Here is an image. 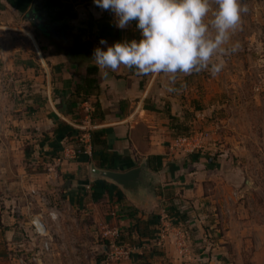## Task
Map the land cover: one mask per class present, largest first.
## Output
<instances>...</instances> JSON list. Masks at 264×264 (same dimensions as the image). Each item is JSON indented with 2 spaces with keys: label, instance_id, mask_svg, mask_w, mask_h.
<instances>
[{
  "label": "crops",
  "instance_id": "0c3cea01",
  "mask_svg": "<svg viewBox=\"0 0 264 264\" xmlns=\"http://www.w3.org/2000/svg\"><path fill=\"white\" fill-rule=\"evenodd\" d=\"M67 1L75 3L72 5L74 15L58 22H66L68 25L66 34L76 37L71 47L73 50L69 48V56L53 44L58 52L47 57L50 63L49 66L46 64L45 67L42 66L43 78H41L43 73L35 71L33 65L27 62L20 66L17 75L12 74V77L16 75L15 88L20 85L25 92V84L30 81V90L28 99L23 103L15 104L14 114L9 113L7 118L30 127L25 133H32L33 140L40 142L36 151V162L38 165L42 164L38 167L43 170L26 174L24 168L18 167L19 182L27 184L26 177L29 175L33 180L40 181L42 185L46 181L45 184H57L56 190L61 185L60 188L66 194L64 200L73 209L79 210L84 215L90 214L102 222V227L105 228L104 234L110 238L118 236L121 229L130 224L128 210L135 209L136 215L140 218H146L151 213H159L160 223L155 227L154 235L144 237L140 245L125 243L126 255L122 254L116 264H203L200 259L205 250L201 247L196 248L193 242L196 237L206 236L208 231H213L212 228L205 229L202 226L205 225L202 223L206 219V210L213 209L212 199L204 193L205 186H208L212 179L222 187H234L241 181L242 169L233 165V161L229 163L233 157L230 147L219 145L217 149L215 148L213 139L219 132L208 118L213 108L220 105L221 91H232L234 88L215 78L217 74L221 76L224 70L216 75L205 71L204 73L210 74L206 76L207 78H204L203 72L188 76L178 74L174 90L168 91L169 83L163 74L139 77L134 70L121 66L116 72L109 70L106 78L97 66L96 78L99 86L97 94L89 95L86 100L68 112L66 98L72 88L60 80L64 79L72 85L78 81V75L85 76L86 67L96 64L92 58L93 49L105 47L99 44L100 39H94L88 31V16L91 14L94 19H99L106 14L113 22L114 18L110 11L99 9L93 0ZM134 24L135 22L126 29H120L121 33L117 41L138 39L139 33L136 38L134 33L127 32ZM239 32L236 29L231 32L229 40L224 45L225 48L229 46L226 48L227 54H215L213 62H224V59L231 63L240 62L234 51L235 47L240 46L242 39V35H237ZM249 37L251 38V35ZM88 40L92 41L91 47ZM104 40L109 45L113 43L109 37ZM81 43L87 45L89 52L83 51ZM78 57H83L79 64L76 61ZM52 65H60V67L55 66L52 70ZM230 69H233L232 64L228 66V72ZM16 89L15 93L18 91ZM94 104H97L95 113ZM57 121H63L82 131L81 139L87 153H90L88 131L102 130L108 149L120 156L115 162L117 171L127 170L138 165L142 159H148L149 167L156 177L155 193H149L140 199H132L117 186L123 193L121 198H118L114 191L109 194L104 192L101 198L94 201L91 193L95 179L90 176L88 165L90 162L94 164L95 162L76 160L74 147L65 142L66 137L60 139L61 148L57 155L51 157L48 155L52 148L47 142L54 138L53 128ZM174 125L178 128H174ZM185 126L190 141L195 145L193 149H187L177 141ZM208 148L216 151L204 152V149ZM192 152L198 157L190 159L189 154ZM152 156L161 158L160 166L157 165L158 160L150 159ZM11 184L13 181L7 187L11 188ZM168 198L185 211V220L172 223L164 210V203ZM10 205L9 200L8 214L1 216L15 218L11 213ZM212 216L211 212L206 220L211 221ZM0 221L2 222L1 219ZM32 236L27 232L26 237L30 239L24 238V240L28 244H21L22 241H17L19 236L15 228L0 229V264L22 263L20 257L16 259L18 262H13L15 258H11V252L17 247H22L18 250L24 249L25 252L34 254L31 258L37 260L38 264H58L53 262L51 255L48 257L47 253L46 256L43 243L35 249L37 252H44L43 256L36 255V251L32 249L29 250ZM132 236L138 237L137 234ZM209 248L212 257L214 247H206ZM111 261L113 260L105 259L103 264ZM212 263L211 260L210 264Z\"/></svg>",
  "mask_w": 264,
  "mask_h": 264
},
{
  "label": "rangeland",
  "instance_id": "374dc122",
  "mask_svg": "<svg viewBox=\"0 0 264 264\" xmlns=\"http://www.w3.org/2000/svg\"><path fill=\"white\" fill-rule=\"evenodd\" d=\"M23 3L17 5L22 7ZM25 3L29 5V2ZM67 3L72 10L75 3ZM28 5L21 11L7 0H0V229L15 228L19 236L17 241H22L21 244H28L24 238L30 239L26 233H31L33 240L29 250L36 251V255H44L35 249L48 241L45 254L51 255L53 262L58 264H103L105 259L113 260L107 264H116L126 255V242L120 243L118 236L106 237L102 222L73 209L64 200L66 194L61 185L56 190L57 184H45L46 181L42 185L29 175L27 184L19 182L18 167L24 168L26 174L43 170L38 167L42 164L36 162L40 142L33 140L32 133H25L30 127L7 118L9 113L14 114L15 104L28 99L30 90V81L25 84V92L20 85L16 89L14 77L24 62L43 73L42 68L50 63L47 57L58 52L54 42L26 16V11L31 8H27ZM241 5L247 11L242 12L236 27L240 31L237 35H242V39L234 50L240 62L224 59L220 70L224 72L215 77L234 89L221 91L220 105L213 108L208 118L219 132L213 139L215 148L219 145L230 147L233 157L229 163L233 161V165L241 168L242 175L234 187H222L215 179L205 186L204 193L213 204V209L205 212L206 219L211 212L213 216L211 221L205 219L202 226L213 231L196 237L193 242L196 248L205 250L200 259L203 264H210L211 260L212 264H264V0H241ZM210 18L211 12L206 19ZM88 43L91 47L92 41L88 40ZM82 60L83 57L76 59L78 64ZM230 64L233 69L228 72ZM202 72L204 78L210 75ZM12 74L16 75L12 77ZM41 75L43 78L44 73ZM15 89L18 90L16 93ZM216 149L208 148L204 152H215ZM11 181L13 184L8 188ZM9 200L15 217L10 219L1 216L8 214ZM35 219L44 223V234L33 231ZM114 246L122 250L118 258L112 253ZM207 246L214 247L212 257ZM18 248L22 247L12 251L11 258L18 262L16 259L20 257L22 263L14 264H38L31 258L34 254Z\"/></svg>",
  "mask_w": 264,
  "mask_h": 264
},
{
  "label": "clouds",
  "instance_id": "9594fccd",
  "mask_svg": "<svg viewBox=\"0 0 264 264\" xmlns=\"http://www.w3.org/2000/svg\"><path fill=\"white\" fill-rule=\"evenodd\" d=\"M102 11L113 14L115 26L126 29L135 22L138 39L108 44L103 38L92 58L107 78L109 70L121 66L139 77L163 74L174 90L178 74L202 71L216 75L223 62H213L217 53L227 54L224 45L241 20V0H93ZM211 12V18L206 19ZM234 50V49H233Z\"/></svg>",
  "mask_w": 264,
  "mask_h": 264
},
{
  "label": "trees",
  "instance_id": "16d2710c",
  "mask_svg": "<svg viewBox=\"0 0 264 264\" xmlns=\"http://www.w3.org/2000/svg\"><path fill=\"white\" fill-rule=\"evenodd\" d=\"M10 4H13L19 10L23 11L26 5L25 2L30 0H7ZM23 1H25L23 3ZM18 2H22L24 5L21 7L17 5ZM46 6L50 9L51 15L57 20L63 19L64 17H72L74 15L73 9H70V4L65 0H46ZM70 10V11H69ZM88 31L93 35L94 39H101L109 37L113 42H116L119 38L121 30L117 28L110 18V16L103 14L99 19H94L90 14L88 16ZM128 33H134L135 37L138 38V30L134 26L127 31ZM59 66L60 65H55ZM97 65L92 64L86 67V75H78V81L74 84L68 83L66 80H60L63 84L71 86L72 90L66 98V109L71 112L74 107H77L81 102L86 100L89 95L97 94L99 86L96 78ZM97 112V104H94V113ZM174 128H178L174 125ZM82 131L76 127L71 126L63 121H57L56 126L53 128L54 138L48 141V145H51V151L48 154L50 157L57 155V152L61 148L60 139L66 137V143L72 144L76 151L75 159L78 161L89 162L93 160L95 164L100 168L115 170L116 160L120 157L116 152L110 151L107 147L106 139L102 130H89V144L90 153L84 148L83 141L81 139ZM187 127L185 126L181 135H188ZM198 156L193 152L189 154L190 159H195ZM208 159H211L210 156ZM152 160H158L157 165H161V158L159 156H152ZM121 198L123 193L112 183L105 181L104 179H96L92 183V199L98 200L102 197L104 192L112 193ZM166 215L171 219L172 223H177V220H185L186 213L181 210L172 199L168 198L165 203ZM135 209L127 211V215L130 218V224L121 229L118 235L120 243H129L140 245L144 237H152L156 231V226L160 223V214L151 213L146 218H140L136 215ZM137 234V238L132 235ZM154 250H152L153 253Z\"/></svg>",
  "mask_w": 264,
  "mask_h": 264
},
{
  "label": "water",
  "instance_id": "95a60500",
  "mask_svg": "<svg viewBox=\"0 0 264 264\" xmlns=\"http://www.w3.org/2000/svg\"><path fill=\"white\" fill-rule=\"evenodd\" d=\"M44 14L46 15L45 11ZM44 14H41L40 17L38 16L35 18V12L32 8L26 11V16L28 19L31 20L37 27H40V23H37V19L40 21H46V16ZM62 21H65V17ZM43 26L42 29L45 35L49 36L50 33L54 32L62 39V45H59L58 41H52L64 53L68 54L69 50L67 48L73 50L71 47H73L76 37L66 34V28L68 27L66 22L47 24L46 27L49 26V29H47L48 27L46 28ZM81 47H83V51H88L87 45L85 43H81ZM88 170L90 176L93 179H104L105 181L118 186L129 198L140 199L142 196H145L149 193H155L154 183L156 181V177L149 167L148 159L144 158L139 162L138 165L124 171L100 168L97 167L93 162H90L88 165Z\"/></svg>",
  "mask_w": 264,
  "mask_h": 264
},
{
  "label": "flooded vegetation",
  "instance_id": "af4514ba",
  "mask_svg": "<svg viewBox=\"0 0 264 264\" xmlns=\"http://www.w3.org/2000/svg\"><path fill=\"white\" fill-rule=\"evenodd\" d=\"M45 3H46V0H30L29 5L27 7V8L31 7L33 9V11L35 12V18H37L38 16L40 17L41 14H44V11L46 12V15L44 14L46 16V21H40L39 19H37V23H40L39 25H40L41 29H42L43 25L46 27L47 24L55 23V22L62 20V19L57 20L56 18H54L51 15L50 9L46 6ZM42 11H43V13H42ZM47 27L46 28L49 29V26H47ZM42 31H43V29H42ZM44 36L51 39V40L58 41L59 45L60 44L62 45V39L56 33L52 32V33H50L49 36H47L45 34H44ZM53 44H55V43H53ZM67 49L69 50V48H67ZM67 55L69 56V54H67Z\"/></svg>",
  "mask_w": 264,
  "mask_h": 264
},
{
  "label": "built area",
  "instance_id": "2783aa9c",
  "mask_svg": "<svg viewBox=\"0 0 264 264\" xmlns=\"http://www.w3.org/2000/svg\"><path fill=\"white\" fill-rule=\"evenodd\" d=\"M210 4L212 6V10L214 11V7H215L214 0H210ZM177 141L180 144L184 145V147H186L187 149L188 148H190V149L195 148L194 143H192L190 141V135H181V136H179L177 138ZM85 150H86V148H85ZM34 226H35L34 228H35L36 233L44 234L46 232V228H45L44 223L42 221H40L38 224L35 221L34 222ZM43 248L44 249H47L48 248V241H44L43 242ZM119 248H120L119 246H114V250L112 251V253H113V255H114L115 258H117L119 256V254L122 253V250H120ZM111 257H113V256H111Z\"/></svg>",
  "mask_w": 264,
  "mask_h": 264
},
{
  "label": "bare ground",
  "instance_id": "6f19581e",
  "mask_svg": "<svg viewBox=\"0 0 264 264\" xmlns=\"http://www.w3.org/2000/svg\"><path fill=\"white\" fill-rule=\"evenodd\" d=\"M35 221H36L37 224L39 223V221H37L36 219H35ZM35 221H34V222H35Z\"/></svg>",
  "mask_w": 264,
  "mask_h": 264
}]
</instances>
